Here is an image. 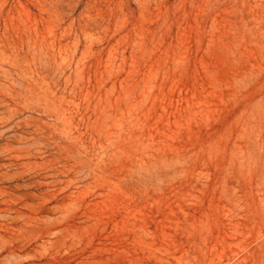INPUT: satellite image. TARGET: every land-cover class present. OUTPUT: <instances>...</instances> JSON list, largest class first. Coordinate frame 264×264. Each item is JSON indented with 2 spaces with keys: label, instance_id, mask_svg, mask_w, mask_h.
<instances>
[{
  "label": "rangeland",
  "instance_id": "374dc122",
  "mask_svg": "<svg viewBox=\"0 0 264 264\" xmlns=\"http://www.w3.org/2000/svg\"><path fill=\"white\" fill-rule=\"evenodd\" d=\"M0 264H264V0H0Z\"/></svg>",
  "mask_w": 264,
  "mask_h": 264
}]
</instances>
